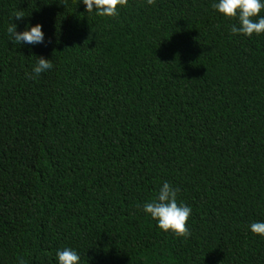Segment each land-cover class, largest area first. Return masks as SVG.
Segmentation results:
<instances>
[{"label": "trees", "instance_id": "trees-1", "mask_svg": "<svg viewBox=\"0 0 264 264\" xmlns=\"http://www.w3.org/2000/svg\"><path fill=\"white\" fill-rule=\"evenodd\" d=\"M213 0H0V264H264V33ZM20 13V20L13 18ZM264 15V10L261 11ZM40 23V45L6 28ZM37 57L52 70L29 79ZM163 181L188 235L142 205Z\"/></svg>", "mask_w": 264, "mask_h": 264}, {"label": "clouds", "instance_id": "clouds-1", "mask_svg": "<svg viewBox=\"0 0 264 264\" xmlns=\"http://www.w3.org/2000/svg\"><path fill=\"white\" fill-rule=\"evenodd\" d=\"M151 5L154 0H145ZM86 12H95L98 16L113 17L118 14V6H124L127 0H80ZM212 8L225 18H232L234 23L228 26L232 35L252 36L264 33V0H213ZM20 13L14 14L13 18L20 20ZM6 32L9 39L17 44L40 45L44 41L43 26L40 23H25L23 30L17 31V25L11 23ZM52 70L51 61L43 57H37L32 66L31 73H26L29 79H36L42 73ZM180 192L178 187L172 186L168 181H163L154 198L142 205V211L147 214L158 229L163 232H171L176 236H187V221L192 209L183 201L177 200ZM249 231L264 237V220H256L248 225ZM56 264H80V255L70 247L58 248L55 251ZM17 264H26L22 257L17 258Z\"/></svg>", "mask_w": 264, "mask_h": 264}]
</instances>
